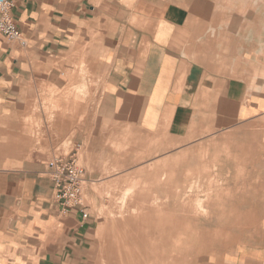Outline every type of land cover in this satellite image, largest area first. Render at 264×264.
<instances>
[{
	"label": "crops",
	"instance_id": "1",
	"mask_svg": "<svg viewBox=\"0 0 264 264\" xmlns=\"http://www.w3.org/2000/svg\"><path fill=\"white\" fill-rule=\"evenodd\" d=\"M13 1L25 45L0 35V119L15 109L23 82L39 64L88 44L101 68L102 98L81 136L87 201L102 202L93 186L130 176L145 163L187 161L194 169L212 159L222 166L217 177L232 182L226 167L234 144L255 151L258 160L264 146L262 0L255 9L253 0H242L237 42L231 0ZM56 104L66 106L62 98ZM214 153L220 156H209ZM49 163L23 170L2 191L26 216L0 223V264H48L57 236L81 222L53 203ZM117 168L123 171H105ZM254 241L217 264H264V217Z\"/></svg>",
	"mask_w": 264,
	"mask_h": 264
},
{
	"label": "rangeland",
	"instance_id": "2",
	"mask_svg": "<svg viewBox=\"0 0 264 264\" xmlns=\"http://www.w3.org/2000/svg\"><path fill=\"white\" fill-rule=\"evenodd\" d=\"M260 1L253 0L250 8L255 9ZM243 3H229L237 16L232 17L235 42L240 31L234 23L240 19ZM258 9L264 13V0ZM103 87L101 68L88 44L32 70L21 86L15 109L0 119V149H10L7 154L0 150V223L12 216H26L2 194L23 170L72 154H77L82 166L81 136L90 131ZM59 98L66 106L58 108ZM17 139L21 141L14 149ZM231 158L226 171L232 169V182L228 176L217 177L222 166L210 159L194 169L187 161L159 166L145 163L132 169L130 176H115L93 186L102 202L88 199L89 219L57 236L48 264H108L106 255L110 264H217L225 253L255 243L264 217V146L256 160L255 151L246 152L244 146L234 144ZM105 171L115 174L123 169ZM118 228L124 237L120 235L123 240L117 246L114 232Z\"/></svg>",
	"mask_w": 264,
	"mask_h": 264
},
{
	"label": "built area",
	"instance_id": "3",
	"mask_svg": "<svg viewBox=\"0 0 264 264\" xmlns=\"http://www.w3.org/2000/svg\"><path fill=\"white\" fill-rule=\"evenodd\" d=\"M14 9L13 0H0V35L25 45L14 19ZM49 178L53 188L52 201L59 213L86 222L89 219L86 170L79 163L77 154L55 156L49 163Z\"/></svg>",
	"mask_w": 264,
	"mask_h": 264
},
{
	"label": "bare ground",
	"instance_id": "4",
	"mask_svg": "<svg viewBox=\"0 0 264 264\" xmlns=\"http://www.w3.org/2000/svg\"><path fill=\"white\" fill-rule=\"evenodd\" d=\"M225 1V0H224ZM225 4V3H224ZM229 6V5H228ZM231 6V5H230ZM223 7V6H222ZM255 7V6H254ZM230 8V7H229ZM216 10V9H215ZM231 10V9H230ZM226 11V10H225ZM230 12H232V11H230ZM241 12V11H240ZM226 13V12H225ZM145 14V13H144ZM230 14H232V13H230ZM188 20V19H187ZM241 23V22H240ZM231 25V24H230ZM233 25V24H232ZM234 27H236V26H234ZM238 27V26H237ZM230 30V29H229ZM222 31V30H221ZM207 33V32H206ZM227 35H228V33H227ZM207 36V35H206ZM209 36V35H208ZM229 36V35H228ZM218 37H220V36H218ZM226 37V36H225ZM225 37H224V39H225ZM224 39H222V40H224ZM226 39H228V37H226ZM227 41V40H226ZM233 41V40H232ZM230 42V41H229ZM231 43V42H230ZM198 44V43H197ZM208 45V44H207ZM221 46H222V44H220ZM226 45V44H225ZM211 46V45H210ZM212 47V46H211ZM209 49H210V47H209ZM226 50V49H225ZM214 53V52H213ZM83 66V65H82ZM82 68V67H81ZM87 71V70H86ZM82 74H84V73H82ZM77 98V97H76ZM75 99V98H74ZM78 100V99H77ZM75 101V100H74ZM71 102V101H70ZM77 102V101H76ZM70 105V104H69ZM73 105H74V103H73ZM71 106V105H70ZM74 107V106H73ZM75 108V107H74ZM79 108V107H78ZM73 108L71 107V110H72ZM77 110V111H76ZM76 110L74 109L73 111H75L74 113L77 115L78 114V109H77V107H76ZM80 110V109H79ZM81 111V110H80ZM72 114H73V112H72ZM75 120V119H74ZM201 134V133H200ZM228 145V144H227ZM243 146V145H242ZM227 147V146H226ZM241 148V147H240ZM243 150V149H242ZM228 151V150H227ZM237 161V160H236ZM240 161L238 160V163H239ZM238 163H237V165H238ZM239 166V165H238ZM215 168V167H214ZM221 176V175H220ZM216 181L218 180V179H215ZM238 180V179H237ZM244 180V179H243ZM221 182V181H220ZM226 182V181H225ZM237 182V181H236ZM211 187V186H210ZM228 191V190H227ZM218 195V194H217ZM221 196V195H220ZM219 199H221V198H219ZM140 205V204H139ZM146 209H148V208H146ZM145 210V209H144ZM204 210V209H203ZM202 210V211H203ZM184 214V213H183ZM241 214V213H240ZM152 216V215H151ZM187 216H189V215H187ZM154 218V217H153ZM235 218V217H234ZM236 219V218H235ZM238 221V220H237ZM237 221L235 222V223H237ZM116 222V221H115ZM144 222V221H143ZM120 223V222H119ZM234 224V223H233ZM117 225V224H116ZM233 226V225H232ZM117 230V232H114V233H116L115 235H114V240H115V243L117 244V246H118V244H119V241L118 240H123V234H120L121 233V229L120 228H118V229H116ZM165 231V230H164ZM196 232H197V230H196ZM195 232V233H196ZM120 235H122V236H120ZM180 239V238H179ZM126 241H122V243H125ZM127 245H129V244H127ZM168 250H169V248H167ZM167 250V251H168ZM181 250V249H180ZM118 251V250H117ZM171 251H172V249H171ZM194 252V251H193ZM117 254L119 253V252H116ZM106 254H107V252H106ZM146 254V253H145ZM121 255V254H120ZM105 256V255H104ZM119 258V257H118ZM157 258V257H156ZM106 259H107V262H108V264H110V258H109V256H107L106 255ZM137 259H139V258H137ZM160 259V258H159ZM168 259V258H167ZM169 260V259H168ZM119 261V260H118ZM151 262H152V260H150ZM169 261H171V260H169ZM120 262V261H119ZM162 264V263H161Z\"/></svg>",
	"mask_w": 264,
	"mask_h": 264
}]
</instances>
